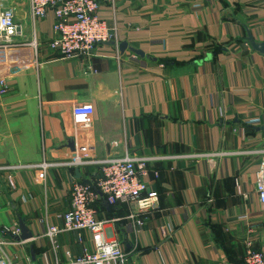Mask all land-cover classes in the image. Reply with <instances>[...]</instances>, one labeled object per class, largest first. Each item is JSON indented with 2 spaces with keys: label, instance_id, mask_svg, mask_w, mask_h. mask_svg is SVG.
Wrapping results in <instances>:
<instances>
[{
  "label": "crops",
  "instance_id": "crops-1",
  "mask_svg": "<svg viewBox=\"0 0 264 264\" xmlns=\"http://www.w3.org/2000/svg\"><path fill=\"white\" fill-rule=\"evenodd\" d=\"M15 3L18 38L34 33L42 44L35 60L30 50H11L0 165L65 161L70 141L93 159H147L142 179L158 200L142 225L126 218L132 203H94L97 218L108 220L104 240L119 242L125 264H242L263 246L253 151L264 143V56L245 37L264 41V0L100 1L98 16L115 39L73 58L47 46L52 11L33 25L26 2ZM120 42L142 55L120 51ZM0 63L9 69L1 55ZM75 103L93 109L86 130L74 125ZM87 170L94 168L78 169L80 179ZM71 176L62 167L16 171L11 187L0 172V229L22 219L32 235L3 247L13 264H68L92 250L86 231L81 243L62 234L56 248L44 235L70 207Z\"/></svg>",
  "mask_w": 264,
  "mask_h": 264
},
{
  "label": "built area",
  "instance_id": "built-area-1",
  "mask_svg": "<svg viewBox=\"0 0 264 264\" xmlns=\"http://www.w3.org/2000/svg\"><path fill=\"white\" fill-rule=\"evenodd\" d=\"M27 4L31 23L45 18L52 11V37L47 42L50 50L57 51L66 58L89 56L98 44L114 40L115 29L106 20L98 16L100 1L113 0H24ZM14 0H0V55L8 59L7 66L0 63V97L7 92V80L11 68V50H30L33 59L42 44L33 33L31 39L22 34V27L15 21ZM32 58L30 61L33 60ZM22 66V65H16ZM71 117L77 129L86 130L91 126L93 109L86 103L70 106ZM258 170L253 180V192L259 203L264 206V143L257 151ZM147 159L124 155L93 159L88 154V147L79 146L65 161L53 162L45 159L32 164L0 165V172L6 176L8 184L13 187V175L17 171L40 169L48 171L52 167H62L71 173L69 183L70 207L61 215L60 225H49L45 237L53 248L64 233H74L77 242H82V232L91 236L92 250L82 249L81 254L69 259L68 264H125L127 255L115 239L106 241L103 229L108 220L98 219L94 203L104 200L114 206L122 202L132 203L136 211L126 218L142 225V217L157 204V193L148 190L142 177L146 175ZM93 167L92 174L87 171V178H76L75 168ZM20 230L17 224L0 229V264H13L3 251V247L17 238ZM242 264H264L263 246L258 250L249 249L242 258Z\"/></svg>",
  "mask_w": 264,
  "mask_h": 264
},
{
  "label": "water",
  "instance_id": "water-1",
  "mask_svg": "<svg viewBox=\"0 0 264 264\" xmlns=\"http://www.w3.org/2000/svg\"><path fill=\"white\" fill-rule=\"evenodd\" d=\"M245 40L246 42L248 43L249 47L259 53L261 56H264V41H256L253 36L251 35V33L249 31H247L246 33V37H245ZM118 48L120 51H123L125 50L126 48H128L130 51H132L133 53L137 54V55H142V52L140 50H137V49H133L131 47H128L127 46V43L126 42H120L119 45H118ZM259 130H261L263 133H264V125L263 126H260L258 128ZM70 146H71V149H72V152H74L75 150V147L73 145V142L70 141L69 142ZM82 146V145H80ZM74 173H75V177L78 178L79 177V174H78V168H75L74 170ZM18 228L20 230V234L19 236L17 237V239L19 240H23V241H27L29 239H31L32 235L31 233L27 230L25 224H24V221L22 219H19L18 220ZM32 245H30L31 247Z\"/></svg>",
  "mask_w": 264,
  "mask_h": 264
},
{
  "label": "trees",
  "instance_id": "trees-1",
  "mask_svg": "<svg viewBox=\"0 0 264 264\" xmlns=\"http://www.w3.org/2000/svg\"><path fill=\"white\" fill-rule=\"evenodd\" d=\"M89 169V168H88ZM88 171V170H87ZM89 172V171H88ZM80 178V177H79Z\"/></svg>",
  "mask_w": 264,
  "mask_h": 264
}]
</instances>
